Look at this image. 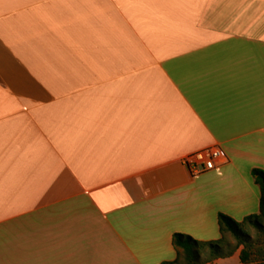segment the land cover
I'll list each match as a JSON object with an SVG mask.
<instances>
[{
	"label": "crops",
	"instance_id": "obj_1",
	"mask_svg": "<svg viewBox=\"0 0 264 264\" xmlns=\"http://www.w3.org/2000/svg\"><path fill=\"white\" fill-rule=\"evenodd\" d=\"M254 169L264 0H0V264L173 261L259 214Z\"/></svg>",
	"mask_w": 264,
	"mask_h": 264
},
{
	"label": "trees",
	"instance_id": "obj_2",
	"mask_svg": "<svg viewBox=\"0 0 264 264\" xmlns=\"http://www.w3.org/2000/svg\"><path fill=\"white\" fill-rule=\"evenodd\" d=\"M252 175L260 190L259 214L247 216L242 221L220 214L218 224L221 238L217 240L202 241L187 234L176 233L173 236V244L177 257L162 264H209L218 259L230 258L239 249L240 244L249 243L250 228L264 232V170L254 169ZM227 232L231 233L239 244L232 246L225 237ZM239 257L242 264H247L248 253L245 249L241 250Z\"/></svg>",
	"mask_w": 264,
	"mask_h": 264
},
{
	"label": "built area",
	"instance_id": "obj_3",
	"mask_svg": "<svg viewBox=\"0 0 264 264\" xmlns=\"http://www.w3.org/2000/svg\"><path fill=\"white\" fill-rule=\"evenodd\" d=\"M183 161L196 175L220 167L225 162V154L220 147H210L189 154Z\"/></svg>",
	"mask_w": 264,
	"mask_h": 264
},
{
	"label": "rangeland",
	"instance_id": "obj_4",
	"mask_svg": "<svg viewBox=\"0 0 264 264\" xmlns=\"http://www.w3.org/2000/svg\"><path fill=\"white\" fill-rule=\"evenodd\" d=\"M249 243L240 244L239 249L233 254L240 256L241 250L245 249L248 253L247 264H264V232L255 228L249 229ZM226 239L232 246L239 244V241L229 232L225 233ZM239 264H242L240 258ZM223 264H233V262H226Z\"/></svg>",
	"mask_w": 264,
	"mask_h": 264
}]
</instances>
